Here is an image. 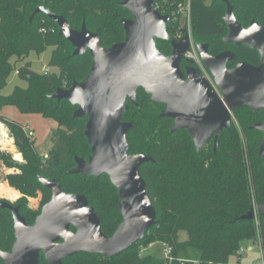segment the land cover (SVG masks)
<instances>
[{"label": "trees", "instance_id": "16d2710c", "mask_svg": "<svg viewBox=\"0 0 264 264\" xmlns=\"http://www.w3.org/2000/svg\"><path fill=\"white\" fill-rule=\"evenodd\" d=\"M121 0H0V121L12 133L23 161L0 150V161L9 169L5 178L21 196L13 205L29 224H34L44 204L50 201L52 190L39 180L40 176L55 179L69 193L84 194L101 219V228L111 236L123 220L118 189L107 174L100 177L70 174L76 165L75 157L88 159L91 146L84 133L87 117L73 116L77 106L68 100L50 98L58 88L70 87L82 81L92 66L89 51L73 55L74 47L59 34V25L44 13H36L37 6H45L64 15L72 28L80 29L83 20L97 32L105 47L123 41L122 23L129 17ZM189 0H159V10L171 18L178 4ZM241 24L247 27L255 18L264 25V0H230ZM191 28L197 44L209 43V52L217 55L232 50L236 60L260 64L257 50L247 45L224 42L228 28L223 20L227 6L222 0H190ZM178 22L170 20L168 31L174 37ZM51 28H55L53 31ZM52 46L49 67L39 73L26 59L31 51H43ZM158 48L166 55L172 52L169 41L158 40ZM16 56L23 61L17 71L27 86H16L12 93L3 95ZM138 106L129 99L123 120L132 122L128 132L129 153L152 156L154 162L142 165L140 171L147 183V191L157 211V222L127 250L112 258L80 253L64 260V264H233L231 256L238 253L245 240H256L264 256V215L252 220L241 219L254 206L264 203V157L258 154L263 133L251 125L264 121V108L254 111L244 106L234 114L231 127L225 129L214 150V138L196 149L186 129L171 132L173 119L162 117L164 105L151 100L143 88L137 92ZM15 106L25 114H40L53 119L57 127L52 133V147L40 154L27 127L1 113L5 106ZM37 199V204L31 202ZM1 201H9L1 198ZM10 202V201H9ZM258 221V223H257ZM74 229V227H72ZM186 230L188 238L179 240V231ZM14 220L9 209L0 207V249L11 250L15 242ZM161 242L173 247L175 257L142 255V247ZM187 247L200 250L198 260L186 261L179 252ZM2 259L0 258V263ZM39 264H49L43 253ZM239 264V263H237Z\"/></svg>", "mask_w": 264, "mask_h": 264}, {"label": "water", "instance_id": "95a60500", "mask_svg": "<svg viewBox=\"0 0 264 264\" xmlns=\"http://www.w3.org/2000/svg\"><path fill=\"white\" fill-rule=\"evenodd\" d=\"M155 1L119 2L132 18L122 20L124 40L108 47L97 32L88 29L85 20L80 29H75L64 15L37 6L33 16L44 13L54 20L60 27L59 34L74 47L73 55L89 51L93 59L82 81L76 80L70 87L58 88L50 95L77 106L75 118H88L84 133L91 156H76V165L69 173L95 177L107 174L118 189L123 220L108 236L101 228L95 207L84 194L69 193L55 179L40 176V182L52 190V197L42 206L34 224L27 222L19 205L0 200V207L12 213L16 236L11 250L0 249V264H39L42 253L49 264H64L65 259L80 253L112 258L143 239L156 224L157 211L140 171L143 164L154 162V158L129 153L127 136L133 123L123 120L129 107L127 99L138 106L139 88L153 102L164 105L161 116L173 119L171 132L186 129L196 149L214 138L216 150L220 135L231 127L234 114L241 107L254 111L264 108V25L253 18L247 27L243 26L230 0H222L227 6L223 20L228 33L224 42L257 50L261 63L240 60L230 68L229 63L236 60L234 51L212 55L209 43H199L197 49L213 76L212 85L195 66L182 67L190 46L189 34L174 40L167 28L171 16L157 10ZM157 39L171 43L170 55L158 48ZM251 128L263 133L258 154L264 157V121L252 124ZM258 215H264V203L258 206ZM255 216L253 209L240 218L252 220Z\"/></svg>", "mask_w": 264, "mask_h": 264}, {"label": "rangeland", "instance_id": "374dc122", "mask_svg": "<svg viewBox=\"0 0 264 264\" xmlns=\"http://www.w3.org/2000/svg\"><path fill=\"white\" fill-rule=\"evenodd\" d=\"M186 3H183L186 8ZM208 3H211V0H208ZM179 10V4L178 7L175 9L174 12H177ZM178 13V12H177ZM226 14V12H225ZM179 17L181 18V24L179 25L184 31H188L189 26L191 25V18L189 20L187 14L185 11H182L181 14H179ZM53 31L55 28H51ZM193 35V34H192ZM194 39V37H193ZM195 42V40H194ZM196 43V42H195ZM197 44V43H196ZM52 46H48L43 51H31L29 53L27 61H31V67L34 71L42 73L47 70L50 71H57L58 69L56 67H49L48 63L52 54ZM11 61L15 63V69H13L10 72V75L8 77L7 83L3 87L1 93L3 95H9L13 92L16 86H27V81L22 79L17 69L23 65V61L18 60L16 56H13ZM1 113L8 116L9 118L18 121L22 124H24L28 130H33L35 132L34 140H35V146L37 151L40 154H46L52 147V133L54 129L57 127V122L53 119L45 118L41 116L40 114H25L22 113L17 107L15 106H5ZM0 150L7 152L10 154L14 160H17L19 162L23 161V157L21 152L18 150L14 137L8 127L0 121ZM14 169H9L7 166H5L0 161V197L8 199L11 203H16L17 199L21 196L20 192L11 187L8 183V181L5 178V175L7 172L12 171ZM37 199H31V202L35 205L37 204ZM188 238V233L186 230L182 229L179 231V240L184 241ZM247 242H242L241 247L244 249L243 254L241 255V258H238V253L234 254L230 258V262L233 264H257L262 259V250L260 247L259 238L254 240H245ZM248 244L253 246L252 250L248 249ZM168 246H166L164 243L156 242L151 245H149L147 248L142 247L141 253L142 255L152 253L154 255H165V250ZM171 247V246H170ZM172 253L169 256L172 260L173 257H175L173 253V247ZM200 255V250L195 247H187L179 252V257L186 261H197L198 257Z\"/></svg>", "mask_w": 264, "mask_h": 264}, {"label": "built area", "instance_id": "2783aa9c", "mask_svg": "<svg viewBox=\"0 0 264 264\" xmlns=\"http://www.w3.org/2000/svg\"><path fill=\"white\" fill-rule=\"evenodd\" d=\"M186 5L187 6L185 8V5L183 3H180L179 4V10L177 11L178 13L174 12L173 17L171 18L173 21H177L179 25L181 24V18L179 17V14H181L182 11L186 12L189 20L191 18L190 0L186 3ZM156 8L157 9L160 8V5L158 3L156 4ZM179 25H178V28L175 30V34H174L173 39L176 41L182 40L187 33L189 34V37H190V46L184 55L185 62L187 64H190V65H195V66H197V67H199L205 71L206 70L205 65H204V63H203V61L199 55V52L197 49V44L194 42V39H193L191 25L189 26L188 31H184ZM27 133H28V136H30V137H34V135H35V132L33 130L27 129ZM47 156H48L47 154H44V157H47ZM254 210H255V214H256L255 218H257L258 217V206L257 205L254 206ZM257 223H258V221H257ZM258 238H259V242H260V235ZM243 252H244V249L240 248V250L238 251V258H241V255L243 254ZM171 253H172V248L170 246H168L165 250L164 256L169 257L171 255ZM257 264H264L263 252H262V259Z\"/></svg>", "mask_w": 264, "mask_h": 264}, {"label": "flooded vegetation", "instance_id": "af4514ba", "mask_svg": "<svg viewBox=\"0 0 264 264\" xmlns=\"http://www.w3.org/2000/svg\"><path fill=\"white\" fill-rule=\"evenodd\" d=\"M121 1H123V0H121ZM121 1H118V4H119V2H121ZM159 2V0H156L155 1V8H156V4ZM157 9V8H156ZM157 10H159V9H157ZM160 12H162L161 10H159ZM130 12V11H129ZM163 13V12H162ZM165 14V13H164ZM127 18H132V15H131V12H130V15H129V17H127ZM124 19H126V18H124ZM170 22V21H169ZM169 22H168V24H169ZM167 24V25H168ZM60 32V31H59ZM173 38V37H172ZM158 40H161V39H157V41ZM261 63V62H260ZM186 66H191L190 64H187L186 62H185V60H184V58H183V61H182V67L184 68V67H186ZM192 66H195V65H192ZM196 68H198L208 79H209V81L211 82V84L212 85H214V81H213V76H212V74H211V72L209 71V69L205 66V71L204 70H202L201 68H199V67H197V66H195ZM228 67H229V65H228ZM127 101H128V99H127ZM128 104V103H127Z\"/></svg>", "mask_w": 264, "mask_h": 264}, {"label": "crops", "instance_id": "0c3cea01", "mask_svg": "<svg viewBox=\"0 0 264 264\" xmlns=\"http://www.w3.org/2000/svg\"><path fill=\"white\" fill-rule=\"evenodd\" d=\"M244 242H247V241H244ZM248 249H249V250H252V249H253V246H251V245L248 244ZM239 259H240V258H239ZM253 264H255V263H253Z\"/></svg>", "mask_w": 264, "mask_h": 264}]
</instances>
